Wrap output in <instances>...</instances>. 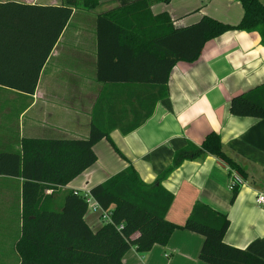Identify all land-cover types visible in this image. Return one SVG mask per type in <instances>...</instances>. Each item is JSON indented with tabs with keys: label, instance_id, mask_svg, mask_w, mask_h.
Here are the masks:
<instances>
[{
	"label": "crops",
	"instance_id": "crops-1",
	"mask_svg": "<svg viewBox=\"0 0 264 264\" xmlns=\"http://www.w3.org/2000/svg\"><path fill=\"white\" fill-rule=\"evenodd\" d=\"M17 1L31 5L66 2ZM129 1L101 0L93 9L75 8L41 69L34 93L13 87L16 78L15 85L0 83V150L19 151L24 137L87 138L96 102L102 97L97 119L113 128L109 138L94 146L98 158L93 165L68 184L46 189L48 208L60 211L69 191H88L131 164L145 183H153L173 165L177 151L190 144L200 146L215 131L226 151L248 170L236 199L232 201L229 166L206 153L182 161L162 181L174 195L167 218L183 225L194 205L205 203L228 215L227 243L264 259V204L256 200L258 193L264 192V118L230 111L233 96L264 84L260 33L234 28L207 41L196 61L174 65L167 94L155 100L157 91L151 84L97 80V15ZM152 11H168L178 27L204 15L234 25L244 13L239 0L159 1ZM4 56L0 70L22 68L20 52L6 49ZM131 126L136 127L127 133L122 129ZM23 184L20 176L0 175V264H20L24 253L33 256L30 248L21 244ZM85 220L93 230L104 223L99 213L91 210ZM203 242V235L178 228L166 245L156 244L144 253L130 248L122 264H209L199 258Z\"/></svg>",
	"mask_w": 264,
	"mask_h": 264
},
{
	"label": "trees",
	"instance_id": "trees-1",
	"mask_svg": "<svg viewBox=\"0 0 264 264\" xmlns=\"http://www.w3.org/2000/svg\"><path fill=\"white\" fill-rule=\"evenodd\" d=\"M81 1V2H80ZM101 0H66L59 5H31L17 0L0 1V60L6 49L22 54V68L0 70V83L34 93L41 69L77 7L93 9ZM158 1L132 0L96 19L98 37L97 80L108 83H144L157 91L155 100L167 94L170 72L178 61H196L207 41L230 29L257 31L264 44V2L239 0L244 13L237 24L204 15L186 26H175L168 11L154 13ZM2 53V54H1ZM20 83V84H18ZM102 97L96 102L87 138L24 137L19 151L0 150V175L20 176L23 184V235L21 244L30 248L20 264H122L132 247L148 252L156 244L166 245L178 228L203 235L199 258L209 264H264V259L227 243V214L198 202L183 225L171 222L167 212L174 195L162 181L186 159L208 153L223 160L243 179L248 170L223 147L213 131L200 146L190 144L176 152L173 165L153 183H145L131 164L90 191L104 209H112L113 222L93 230L85 220L88 204L76 190L65 195L62 210L45 202L46 189L68 184L97 160L94 146L109 138L113 126L97 119ZM152 110L149 111V113ZM230 111L238 116L264 118V84L230 100ZM144 118L139 121L141 123ZM117 124H114V128ZM136 126L122 128L125 133ZM242 187L232 188L234 201ZM121 225L119 228L118 226Z\"/></svg>",
	"mask_w": 264,
	"mask_h": 264
},
{
	"label": "built area",
	"instance_id": "built-area-1",
	"mask_svg": "<svg viewBox=\"0 0 264 264\" xmlns=\"http://www.w3.org/2000/svg\"><path fill=\"white\" fill-rule=\"evenodd\" d=\"M237 181L241 182L242 184L244 183V179L237 172L234 171L233 177L231 178V182H230L231 187L235 185ZM81 193L84 195L87 201L88 210L99 213V216L104 223L113 222L112 209H104L97 201V199L91 194L90 190ZM256 200L257 203L264 204V192H259L256 197ZM118 227L120 228L121 225H119Z\"/></svg>",
	"mask_w": 264,
	"mask_h": 264
},
{
	"label": "rangeland",
	"instance_id": "rangeland-1",
	"mask_svg": "<svg viewBox=\"0 0 264 264\" xmlns=\"http://www.w3.org/2000/svg\"><path fill=\"white\" fill-rule=\"evenodd\" d=\"M159 2V1H158Z\"/></svg>",
	"mask_w": 264,
	"mask_h": 264
}]
</instances>
